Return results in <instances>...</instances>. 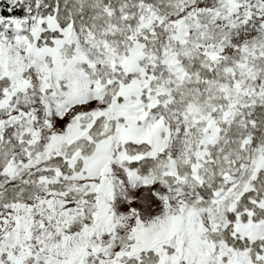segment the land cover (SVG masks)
I'll return each instance as SVG.
<instances>
[{"label":"snow or ice","instance_id":"1","mask_svg":"<svg viewBox=\"0 0 264 264\" xmlns=\"http://www.w3.org/2000/svg\"><path fill=\"white\" fill-rule=\"evenodd\" d=\"M0 264H264V0H0Z\"/></svg>","mask_w":264,"mask_h":264}]
</instances>
